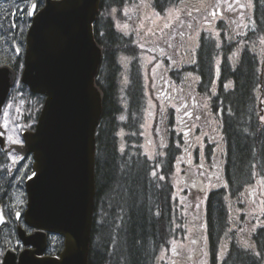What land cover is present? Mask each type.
Returning a JSON list of instances; mask_svg holds the SVG:
<instances>
[{
    "label": "rangeland",
    "instance_id": "rangeland-1",
    "mask_svg": "<svg viewBox=\"0 0 264 264\" xmlns=\"http://www.w3.org/2000/svg\"><path fill=\"white\" fill-rule=\"evenodd\" d=\"M235 1L237 0H188L171 5L164 11H158L153 0H139L126 9L123 17L114 18L118 29L127 36H132L133 45L137 48L131 53H120L118 57L121 67L118 91L120 112L117 115L118 127L115 133L118 152L124 156L125 161L132 156L144 157L153 164L151 175L155 170L156 176H164L162 181L169 177L174 186L172 200L176 210L172 218V228L175 236L168 241L169 245L160 249L156 264H210L209 238L206 220L202 216L205 198L203 196L206 187L211 190L222 184L225 179L226 146L219 130L211 132L204 127L211 117L208 104L200 97L196 98L193 93L199 83L198 76L193 71L179 70L197 62L202 35L214 38L217 47H223L224 40L219 26L221 22L227 23V18L220 4ZM242 1L240 0L239 6L236 5L235 8L241 7L240 16L243 12L248 14L250 11L245 7V1ZM246 2L250 7L254 6V0ZM22 6L21 0L0 1V65H11L18 76L0 115V125H3L4 114L7 112L8 128H4L7 136L18 135L23 141V133L26 130H34L37 122L35 123L29 115L34 104L30 102L21 83L29 27H25L21 32L19 27L11 26L13 23L22 22L23 18L17 11V8ZM5 20L9 21V29L2 24ZM243 23L245 25L244 17L240 19L239 31H242ZM227 32L230 39L232 32ZM225 36L227 38V33ZM256 45L263 61L264 38L259 39ZM17 47L22 51L20 56L15 52ZM221 58L222 55L218 60L221 61ZM157 64L159 67H156ZM260 89L258 84L254 108L256 116L257 101L262 95ZM262 89L264 95V80ZM261 102L264 104V98ZM260 109L263 110L264 107ZM121 116H124L123 120L120 119ZM261 121L264 139V120ZM28 124H32V127H20ZM216 126L217 124L214 125ZM23 143L11 144L7 140L8 148ZM171 143L177 151L174 161L168 167L164 165V156ZM208 143L212 144L211 152L216 151V155L212 154V162L207 164L209 171L205 172L202 167L189 173L185 167L188 148L203 150ZM182 148H185V158ZM7 155L8 171L0 176L7 177L9 189L3 197V203L0 199V206H4L10 222L0 230V239L2 242H15L19 239L15 215L17 212L24 214L27 209L25 182L33 171V159L28 158L19 167L14 168L13 161L18 160L20 156L14 150L7 151ZM179 164L183 167H178ZM260 167V176L256 177L255 184H251L245 196L232 206L234 221H229L228 229L224 231L219 243L221 260H227L231 244H239L241 250L253 251L255 243L252 241L257 236L255 233L260 229L264 231V161H260ZM166 168H169V173H162ZM201 171L204 175L200 174ZM130 175L131 172L127 177ZM200 176L202 190L193 185V178ZM19 225L28 230L23 219ZM263 231L260 238L264 234ZM173 248L175 252L172 251Z\"/></svg>",
    "mask_w": 264,
    "mask_h": 264
},
{
    "label": "trees",
    "instance_id": "trees-1",
    "mask_svg": "<svg viewBox=\"0 0 264 264\" xmlns=\"http://www.w3.org/2000/svg\"><path fill=\"white\" fill-rule=\"evenodd\" d=\"M138 1L101 0L94 25L95 39L103 51L97 85L104 99L103 116L97 130V193L89 264H156L160 249L169 245L168 241L175 236L172 228L176 210L172 200L174 188L169 177L164 181L159 176L153 177V164L144 157L132 156L125 161L116 143L117 115L120 112L118 91L121 67L118 57L120 53H131L137 48L133 45L132 36L118 29L114 18L123 17L126 9ZM182 1L188 0H153V4L158 11H164ZM244 1L250 11L248 14L243 12L242 16L239 13L241 7L235 9L240 0L228 5L220 4L228 20L219 26L223 47H217L214 38L202 35L197 62L179 70L193 71L198 76L199 83L193 93L208 104L211 119L204 127L211 132L219 130L225 141L232 184L253 183L256 162L264 161L263 133L254 111L263 63L256 42L264 38V0H254L253 7L249 6L247 0ZM242 17L245 20L243 32L239 31ZM2 24L9 29V21L5 20ZM227 30L232 32L230 39ZM10 46L13 47L12 44ZM220 55L221 61L218 60ZM22 89L34 104L29 115L36 123L45 98L30 93L26 86H22ZM175 153L176 149L171 143L166 149L164 165L170 166ZM8 162L7 151L0 149V175L7 173ZM168 169L162 173H169ZM129 172L131 175L128 178ZM0 181V199L3 203L9 184L5 176H0ZM225 199L221 192H214L205 203L210 264H262L264 234L262 238L260 235L263 229L255 233L253 251L241 250L239 244H231L227 260L220 259L219 243L229 224L226 218L231 214Z\"/></svg>",
    "mask_w": 264,
    "mask_h": 264
},
{
    "label": "water",
    "instance_id": "water-1",
    "mask_svg": "<svg viewBox=\"0 0 264 264\" xmlns=\"http://www.w3.org/2000/svg\"><path fill=\"white\" fill-rule=\"evenodd\" d=\"M100 6L101 0H47L45 15L27 31L21 83L45 101L35 129L9 150L20 155L14 168L31 156L39 176L25 182L24 222L33 231L17 228L18 238L35 248L30 264H89L104 99L97 85L103 51L94 34ZM263 78L264 64L261 91ZM16 82V70L0 65V115ZM0 133V149L6 150L7 133L2 127ZM0 214L1 230L9 223L4 206ZM49 234L64 237L60 259L42 257Z\"/></svg>",
    "mask_w": 264,
    "mask_h": 264
},
{
    "label": "flooded vegetation",
    "instance_id": "flooded-vegetation-1",
    "mask_svg": "<svg viewBox=\"0 0 264 264\" xmlns=\"http://www.w3.org/2000/svg\"><path fill=\"white\" fill-rule=\"evenodd\" d=\"M242 46H244V45H242ZM243 49H244V47H243ZM262 64H264V58H263V63ZM262 64H261V70H262ZM260 92H261L262 95L259 97V99L262 96L264 98L263 91H261V89H260ZM259 99L257 101L258 102V107H257L258 108V116H257V120H258V123L262 124L263 122L261 121V116H264V109L263 110L259 109ZM263 107H264V105H263ZM189 116L191 117L192 114H190ZM211 145H212L211 143H208L203 150H201V149H197L196 150V148H191V147L188 148L189 149V151L187 153L188 159H187L185 167L188 169L187 171H189V173H192V170L197 168L196 165L198 163L203 166V169L205 170V172L209 171V165H207V164H210V162H212L213 156L216 155V151H213L214 153L211 152ZM209 147H210V149H209ZM182 152H183V158H185V148H182ZM212 154H214V155L212 156ZM224 154H225V179H224L222 184L216 185V187L212 188L211 190H208L207 187L205 188V195L203 196V197H205L204 198V205H203L204 211L202 213V216L205 218V214H206L205 213L206 199H208L209 196L212 193H214V192H221L223 194V196H224V199L226 198L225 200L227 201L228 211H229V213H231V214H229L227 216L226 219H227L228 222L230 220H231V222H233L234 221V217H233V214H232V206L234 207V203L239 202L245 196V192L249 189V186H251V184H253V183L255 184L256 177L260 176L259 172H260V168L261 167H260V161L258 160L256 162V167H255L256 170H255L253 183H251V184H232V182L230 180V177H231L230 176V165H229V156H228L227 149H226V152ZM164 157L166 158V154H165ZM172 159H174V156H173ZM177 166L180 167V168L183 167L182 164L181 165L179 164ZM256 172L258 174H256ZM201 179H202L201 176L197 177V178H193V180L195 181V184H193V185L196 186V187H199L202 190V180ZM173 188H174V186H173ZM239 188H241V190H239ZM237 190H239V191H237ZM173 204H174V201H173ZM21 219H23L22 216H21V218L19 220H16V218H15L16 223L19 224L21 222ZM31 231L32 230L28 228L27 232L30 233ZM46 245H47L46 246V251L43 254V257H52V258H55V259H60L61 258V254H62V252L64 250V238L62 236H59V235H50V236H48ZM226 245L227 246L225 248L227 249L228 248V244H226ZM208 246H209V244H208ZM29 249L30 250H35V248H31V247Z\"/></svg>",
    "mask_w": 264,
    "mask_h": 264
},
{
    "label": "snow or ice",
    "instance_id": "snow-or-ice-1",
    "mask_svg": "<svg viewBox=\"0 0 264 264\" xmlns=\"http://www.w3.org/2000/svg\"><path fill=\"white\" fill-rule=\"evenodd\" d=\"M21 3L23 4L22 7H18L17 11L21 14L23 20L21 23H13L12 27H19L20 31L23 32L25 27H30L32 24L38 23L39 20L45 15L47 11V0H21ZM231 7V5H229ZM115 11V10H113ZM215 15V13H214ZM20 49L17 48L16 52L19 54ZM155 59V58H153ZM5 67H7L5 65ZM156 67H159L157 64ZM217 71H219V68L217 67ZM8 107H11V105H8ZM19 108H17V112L19 113ZM5 120L3 125H0V127H3L5 129L8 128V113L5 112ZM121 120L124 119V116L120 117ZM261 120H264V116H261ZM20 127H32V124L28 125H21ZM0 135H4V133H0ZM7 140L11 144H22L23 141L20 140L18 135H9L7 136ZM123 151V149H121ZM23 159V157H21ZM14 163H18L17 160L14 159ZM198 169H202V165H196ZM201 175H204V173L201 171ZM153 176L157 175V172L154 170L152 173ZM28 179H38V172L32 171L31 176L27 177ZM160 180L164 179V176L158 177ZM219 179V177H217ZM199 207V205H197ZM159 213H157L158 215ZM17 218H19L20 213H16ZM3 215L0 214V223H4ZM31 234V232L29 233ZM29 244V241L17 239L15 242H12L11 240H4L2 243H0V264H30L29 256H34V252H30L29 247L26 245ZM173 252L176 250L173 248Z\"/></svg>",
    "mask_w": 264,
    "mask_h": 264
}]
</instances>
